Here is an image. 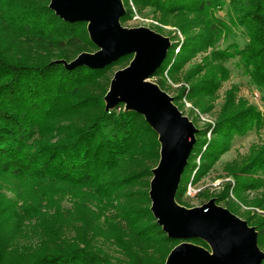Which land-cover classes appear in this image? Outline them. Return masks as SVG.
I'll return each instance as SVG.
<instances>
[{
	"label": "trees",
	"instance_id": "trees-1",
	"mask_svg": "<svg viewBox=\"0 0 264 264\" xmlns=\"http://www.w3.org/2000/svg\"><path fill=\"white\" fill-rule=\"evenodd\" d=\"M49 1L0 0V264H164L182 240L168 237L150 210L157 133L141 114L122 103L105 110L103 100L110 69L132 54L102 68H66L59 60L69 62L97 47L85 22L64 21ZM137 3L193 14L180 27L186 33L201 28L180 45L171 42L151 78L172 74L230 32L227 22L212 12L223 0ZM230 9L246 42L214 49L194 72L203 70V75L182 88L178 99L212 95L230 73L227 61L235 58L264 93V0H230ZM131 16L127 4L120 22ZM163 82V76L156 81L160 88ZM256 127H264V116L243 102L228 101L213 125L197 128L175 200L183 204L181 185L188 169L194 176L206 171L235 135ZM263 168L264 145L251 148L228 172L242 176L236 182L242 191L264 185L252 177ZM225 193L219 199L225 198V207L238 214L239 206ZM256 204L264 209L263 201ZM245 220L255 227L264 252V219L259 224ZM187 241L208 248L201 239Z\"/></svg>",
	"mask_w": 264,
	"mask_h": 264
},
{
	"label": "water",
	"instance_id": "water-1",
	"mask_svg": "<svg viewBox=\"0 0 264 264\" xmlns=\"http://www.w3.org/2000/svg\"><path fill=\"white\" fill-rule=\"evenodd\" d=\"M49 8L67 22L82 21L94 52H81L61 61L66 68H102L132 54L128 65L114 72L104 95L105 110L122 103L141 114L157 133L159 160L151 169L148 196L158 225L172 239L182 240L164 264H261L264 252L257 231L214 198L194 207L175 200L180 178L195 142L197 128L172 102L173 98L149 79L166 57L168 37L145 27H123L122 0H50ZM198 238L208 248L187 240Z\"/></svg>",
	"mask_w": 264,
	"mask_h": 264
},
{
	"label": "rangeland",
	"instance_id": "rangeland-1",
	"mask_svg": "<svg viewBox=\"0 0 264 264\" xmlns=\"http://www.w3.org/2000/svg\"><path fill=\"white\" fill-rule=\"evenodd\" d=\"M223 2L220 8H215L212 12L221 20L227 22L230 32L227 34L223 33L211 46L189 57L172 74L169 75L164 72L163 75H157L149 79L151 82L157 84L156 81L160 80L163 76L164 84L161 89L172 96V98L176 97L172 102L192 121L196 128L209 124L213 125L219 117L224 104L228 101H234L235 104L243 102L246 106L254 107L261 116H264V93L244 74L236 58L227 61L226 65L229 67L230 73L220 82L212 95L191 98L183 96L181 99L177 97L182 88H188L203 75V70L197 74L194 72L199 66L203 68L204 58L209 56L214 49L224 47L232 42L243 46L247 40L244 28L238 25L235 15L230 9V0H223ZM122 3L124 8H127L128 4L132 10V16L120 22L123 27L145 26L168 37L170 42H176L179 45L184 41L186 36L201 31V28L193 27L186 33L180 27V25L185 24V20L192 19L193 14L167 13L155 9L151 5H139L137 0H122ZM179 45L174 49V53L179 52ZM131 58L113 66L109 71V76L112 78L116 70L127 66ZM109 84L110 81L107 90ZM210 136L211 133L209 131L206 138L209 139ZM263 145L264 127H256L245 134L235 135L231 141L230 148L221 154L219 159L210 168L205 169L206 171L197 173L194 176L195 171L191 173L188 169L181 185L183 193L181 201L183 204L180 205L190 208L202 205L211 198H214L216 204L225 207L226 199L220 200L219 197L225 196V192H228V198L239 206L238 214L235 215L243 220L249 218L251 224H259L264 219V209L257 206L256 203L264 202V185L256 189L241 191L238 189L236 182L237 178H241L242 176L236 177L229 173L228 169L231 165L238 164L242 158L246 157L251 148ZM194 161L197 165L200 162L199 158H195ZM252 177L261 179L264 183V168L253 174ZM187 179L198 189L194 196L185 194L186 186L189 182H187L185 190H183ZM262 239L264 240V236Z\"/></svg>",
	"mask_w": 264,
	"mask_h": 264
},
{
	"label": "built area",
	"instance_id": "built-area-1",
	"mask_svg": "<svg viewBox=\"0 0 264 264\" xmlns=\"http://www.w3.org/2000/svg\"><path fill=\"white\" fill-rule=\"evenodd\" d=\"M119 109V108H118ZM198 189L195 188L191 182H189L186 186L185 194L188 196H194L197 193Z\"/></svg>",
	"mask_w": 264,
	"mask_h": 264
}]
</instances>
